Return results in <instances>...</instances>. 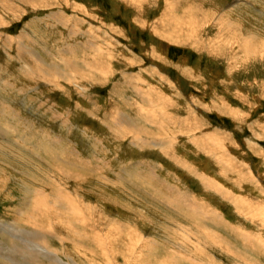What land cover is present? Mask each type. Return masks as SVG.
<instances>
[{
  "label": "rangeland",
  "instance_id": "374dc122",
  "mask_svg": "<svg viewBox=\"0 0 264 264\" xmlns=\"http://www.w3.org/2000/svg\"><path fill=\"white\" fill-rule=\"evenodd\" d=\"M38 1L43 5L41 8H36L29 0L12 1V5L20 10L19 16L14 17L13 23L9 17L6 18L11 24L10 27L0 26V38L4 37L0 39V43H3L6 35L11 39L6 46L0 44V89L3 91V94L0 93V107L2 104L4 107V111L2 107L0 109V118L7 116L0 119V129L6 134L5 140L11 151L19 152L20 157H16L21 158L23 162L18 163V160L11 159L7 154L8 157L0 162V171L9 181V189L5 187L3 194L11 195L13 199L16 196L15 201H11L0 194V222H8V225L15 227L11 222L14 221L15 209L21 207L23 212L18 215L19 221H15L18 224L16 231L5 232L0 229V238L5 243V250L4 245L0 247V264H55L49 255L47 258L41 257L40 253L35 255L37 262L35 259L27 261L28 258H33V251L30 255L21 253L25 242L23 237L17 235L22 227L28 231L36 230L28 217L36 212L34 192L39 185H43L44 180L53 187L60 185L62 191L68 192V196L72 190L77 191L83 187L77 192L87 203L96 204L99 210L103 209L104 215L128 222L132 226L141 223L139 227H142L153 242H157L163 233L160 227L150 229V222L142 223L139 213L152 221L161 222L169 217L186 226L192 223L204 224L243 249V243L237 239L239 233H249V236L261 238L264 243V230L258 227L264 217L258 214L254 219L250 217L252 214H248L250 209L257 211L259 206L264 210V58L246 61L233 55L229 48L218 52L212 46V50L207 49L206 43L201 46L200 42L193 44L192 40L187 42L186 39L181 41V46H172L160 37H154L148 25L158 17L161 18L160 10L165 9L164 1L161 0L150 2L153 5L150 9L147 5L134 7L133 0ZM185 1L193 7L201 6L211 16V13L223 12L219 23L226 20L241 27L249 25L250 28H246L247 33L264 40V0ZM2 12L1 9L0 13ZM45 17L49 20L45 21ZM216 18L217 15L214 19ZM135 20L137 23H134ZM210 26L203 33L205 38L213 39V27L216 24L211 22ZM72 28L74 34L68 36V31ZM17 35H22L24 43L47 63L57 65L69 58L82 60L78 51L79 55L75 54L74 58L70 56L75 47L80 46L83 51L92 46L93 50L96 42L98 45L104 42L114 43L110 51L113 59L107 58L105 54H98L99 57L104 56L103 58L110 61L114 69L113 75L95 84L65 81H60L59 85L45 83L43 79L29 75L27 71L23 72V62L30 64L32 60L28 54H22L21 50L19 52ZM102 47L105 49V46ZM263 49L264 45L254 48L255 51ZM59 55L66 58L59 60ZM127 61H133L135 64H129ZM242 62L245 64H241ZM151 72L154 76L148 74ZM156 75L162 80L161 86L157 83ZM129 79L132 81L131 87L141 86L142 91H132L130 85L126 87ZM42 80L44 82H41ZM2 81L8 85H3ZM35 84L37 88H34ZM132 94L135 96L134 105L126 106L124 101L117 102L119 96L132 102ZM158 95L162 97L159 99ZM157 105L158 110L164 109L171 117L173 115L176 122L173 129L169 124L164 131H161L160 126L156 129L152 127L155 125L151 122L154 119L158 121L157 124H163L161 114H156ZM116 108L121 110L116 112ZM231 109L237 114L244 113L245 118L243 116L238 120L230 113ZM144 110L153 113L154 116L149 117L152 120H147ZM122 111L128 113L131 118L139 117L144 126L154 129L159 136H142L154 140L161 139L164 146L157 149L140 141L133 144V136L139 133L119 124L117 115ZM171 129L172 133L169 131ZM210 134L219 135L221 141H210ZM220 142L224 143L225 150H222L224 147L220 146ZM221 150L228 156H219L223 154L220 153ZM224 157L231 162L227 163ZM239 169L240 172L237 171ZM225 172L229 174L226 175ZM54 173L56 175H53ZM67 173L83 175L80 179L76 178L79 180L70 181L66 178ZM12 177L16 178L17 183L13 182ZM211 182H220L222 187L214 190ZM19 183L22 189L27 188L30 192L28 197L31 200L26 196V208L22 205L24 201L19 193L13 192V188ZM221 189L231 191L248 205L229 202L226 195L221 193ZM253 211L251 212L254 213ZM37 217L42 220L44 214H37ZM210 217L215 219L211 220ZM74 225L89 234L92 228L96 227L92 221L91 229L83 223L75 222ZM167 233L170 236L175 235L170 230ZM54 235L44 237L52 250L58 251L57 254L51 253L67 264L71 259L81 262L69 242H62L59 235ZM245 239L247 243H254L253 240L246 237ZM83 242L93 248L90 239L87 238ZM34 243L31 240L29 249ZM248 252L252 255L251 252L254 251ZM250 257L256 260L255 256ZM260 259L264 263V258ZM102 261L106 263V260Z\"/></svg>",
  "mask_w": 264,
  "mask_h": 264
},
{
  "label": "bare ground",
  "instance_id": "6f19581e",
  "mask_svg": "<svg viewBox=\"0 0 264 264\" xmlns=\"http://www.w3.org/2000/svg\"><path fill=\"white\" fill-rule=\"evenodd\" d=\"M12 1H14V0H0V10L2 9V11H3L2 13H0V26L3 28L5 25L9 26V27L11 25L10 22L7 21L8 17L11 19V22L13 23L14 17L19 16L20 10L18 7H15L12 5ZM18 1H22V0H18ZM29 1H31L32 5H35L36 8L37 7L41 8L43 6L42 4L40 5V2L38 0H29ZM35 1H37V2H35ZM152 1L153 0H133L132 5L134 7H137V8H140L141 5L142 6L147 5L148 8L150 9L153 7L152 3L150 4V2H152ZM154 1H156V0H154ZM161 1L162 2L164 1V4H165V9L160 10L161 11V14H160L161 18L158 17V19L156 21H153V23L148 25L150 28V32L153 34L154 37L158 36L163 41L167 42L169 45H172V46H179V45L181 46V44L183 43L181 41L186 39V41L192 40L193 44L200 42L201 46L203 43H206L207 49H211L210 46H212L218 52H221L225 48H229L230 50L233 51V55H236L238 58L239 57L243 58L246 61H251V60L258 61V60H261L262 58H264V56H262L264 53V49L260 50V51L254 50L255 47H259L261 45H264V40H263V38L260 39L257 35L247 33L246 28H250L249 25L241 27L240 25H238L236 23H232V22H229L226 20L221 21L219 23V20H221L223 17V15H222V14H224L223 12H214V13H211L212 14V16H211L210 13H208L205 9H202L201 6L198 8L196 6L195 7L190 6L185 0H161ZM77 7L80 10H83L79 5H77ZM24 9H25V6H24ZM141 9H144V8H141ZM215 15H217L216 19H214ZM46 17H45V21H46V19H48ZM211 22H214L216 24V26L213 27V28H215L214 29L215 38H213V39L211 37H207V36H206L207 38H205V34L203 33L206 28L211 27L210 26ZM134 23H137V20H135ZM45 26H47V25H45ZM139 27H140V29H142V27L140 25H139ZM135 28H137V27H135ZM49 30H50V28H49ZM73 34H74V32H73V28H72L71 30L68 31L67 35L72 36ZM16 37H17V44L19 46L18 47L19 52L21 50L23 52V53L21 52L22 54H24V53L26 55L28 54L32 60V63L30 62V64H28V62H26V61L23 62V65H22L23 72L26 73V71H27L29 73V75L43 79L45 81V83L48 82L50 84L59 85L60 81H63V82L65 81V82H75V83L84 82V83H94L95 84V83L101 82L103 80V78H108L109 76L113 75L114 69H113L112 65L110 64V61L107 58L110 59L112 56L110 51L112 50L111 47L114 45V43L104 42V43H101V45H98L97 42H96V44L94 42L95 46L93 47V50H92V46L89 50L83 49V51L81 50L82 48H80V46L75 47L74 51H72L71 54L69 53L70 56L72 58H74L76 56L75 54H78L77 53V51H78L79 54L82 56V60L69 58V60H66L68 62L64 61L63 63H61V65H57V63L56 64L47 63L37 52L31 50L24 43V37L22 35H17ZM62 40H63V38H62ZM10 41H11L10 37L9 36L7 37V35H6L5 40L2 41L3 43H0V44L1 45L4 44L6 46L8 44V42H10ZM84 41H86V40L84 39ZM81 42H82V40H81ZM82 43L84 44V42H82ZM87 46L90 47V45H87ZM102 46H105V49ZM1 48L2 47L0 46V49ZM83 48H84V46H83ZM96 49H99V50L97 51ZM60 53H62V52H60ZM89 53H91V54L88 55ZM209 53L211 54V52H209ZM18 54H19V56H21L20 53H18ZM65 54H67V53H65ZM98 54H102V55L105 54L107 58H103L104 56L101 58L98 56ZM112 54H113V52H112ZM156 54H158V53H156ZM113 56H115V54ZM157 57H159V56H157ZM65 58H62V56L59 55V60H64ZM232 58H233V56H232ZM26 59L29 60L28 58H26ZM111 59H113V58H111ZM147 60H148V58H147ZM232 62L237 64V62H234V61H232ZM128 63L132 64L133 61H130ZM133 64H135V63H133ZM241 64L244 65L245 62H242ZM152 72H151V74L150 73H148V74L151 76H154L152 74ZM155 77H158V78H156L157 83L159 86H161L160 84H161L162 80L160 79V77L158 75H156ZM142 78H143V76H142ZM43 80L41 82H44ZM131 82L132 81H130V79H129L126 87L128 85H130L129 88H131L132 91L133 90L136 91V89H140V90L142 89L141 86H139V87H135V86L133 87L132 86L131 87V85H132ZM2 84L5 85L7 83L3 82ZM36 85L37 84L34 85L35 86L34 88H37ZM4 87L6 88V86H4ZM81 88L84 89V87H81ZM7 89H10V88H7ZM0 90H1L0 93H2L3 92L2 89H0ZM3 90H4V88H3ZM116 90L120 91L119 89H116ZM4 91H6V90H4ZM121 92H122V90H121ZM149 92H150V90H149ZM158 96H159V99L162 97L161 95H158ZM134 97H135L134 95H133V97H131L132 102H128L125 99V97L122 98L119 96L117 99V102H123L124 101L126 106H130V104L134 105L135 104V102L133 100ZM140 98H142V96ZM3 100L6 101L5 99H3ZM34 102H35V100H34ZM4 103H6V102H4ZM148 103L151 106L153 105L152 102H148ZM113 105H114V103H113ZM2 106H3V104L1 105V107ZM114 106H116V105H114ZM1 107H0V109H1ZM131 107H133V106H131ZM136 107H139V105L138 106L136 105ZM3 108L4 107H2V109ZM157 108H158V105L156 106L155 110ZM112 109H113V106H112ZM120 110L121 109L116 108V112H119ZM150 110H151V108H150ZM3 111H4V109H3ZM147 111H149V109ZM161 111H160V109L159 110L157 109L156 114H158V113L161 114L162 119H163L162 120L163 124H161V122H160V124H157L158 121H156L154 119L153 121H155V122H153V121H151V122L155 125H153V126L151 125V126L155 129L157 128V126H160L161 131H164L165 127L169 124V125H171V127L173 129L174 124L176 123L174 121L175 118L173 117V115L171 117L168 114V112H165L164 109H162ZM144 112L146 113L145 116H146L147 120L150 121L149 119L152 118L151 115H153V113H147L145 110H144ZM230 113L234 117H236L238 120H240L244 116V113H243V115H242V112H239V114H237V112L233 111V109L230 110ZM156 114H155V117L157 116ZM3 117H7V116L4 115ZM149 117H151V118H149ZM2 118H0V119H2ZM117 118H119V124L120 125L123 124L126 126V128L128 127L129 130H132L134 132L139 133L138 135L133 136V140L131 141L133 144H136V141H140L146 145H149L151 147L153 146L157 149H160L164 146L163 141L161 139L154 140V139H148V138H145L142 136L143 134L158 135V133L154 132L153 131L154 129H150L147 126H144L141 123V121L139 120L140 119L139 117H138L139 119L138 118L137 119L131 118V116L128 113H126L125 111H122L117 115ZM244 118H245V116H244ZM5 120H7V119H5ZM164 120H165V122H164ZM1 121L3 122V120H1ZM7 121H9V120H7ZM115 122H116V119H115ZM142 122H144V121H142ZM4 126H5V124H4ZM154 126H156V127H154ZM2 127H3V125H2ZM172 129L169 130L170 133L173 132ZM9 132H11V130ZM257 132L259 133V131H257ZM257 132L254 133V135L256 134V137L258 136ZM41 133H43V132H41ZM159 134L162 135L161 132H159ZM179 134H182V133H179ZM31 136H33V135H31ZM0 138L4 139V140L0 139V162L8 157V156H6V154H7L10 156L11 159H14V160L16 159V161L17 160L19 161L18 163L22 164L23 162L20 160L21 158L20 159L18 158V157H20V154L18 155L19 152L17 153V151H11V147H9V145H7L6 140H5L6 134L1 129H0ZM172 138H174V137H172ZM209 140L210 141L215 140L217 143L220 140V138H219V135L217 136L214 134H210ZM252 143H254V142H252ZM220 146L224 147V148H222V150H225V145L223 142H220ZM221 147H219V148H221ZM222 150L220 153H223V154H221L219 156H223V155L228 156V154H224V151H222ZM16 156H18V157H16ZM262 157L264 159V156H262ZM223 159L225 161H227V163L231 162L230 159H226L225 157ZM225 161H224V165H225ZM240 165H241V163H240ZM245 165H246V163L244 164V166ZM44 168H46V166ZM240 170L241 169H239L237 171L240 172ZM61 172L63 173V169ZM35 173H36V171H35ZM225 174L228 175L229 173L225 172ZM53 175H56V174L54 173ZM81 175H83V174L75 175V174L67 173L66 178H67V180L75 181V180H79L80 179L79 177ZM44 176H43V179H44ZM53 177H55V176H53ZM77 177L79 179H76ZM96 177H99V176H96ZM12 179H13V182L17 183L16 178L12 177ZM20 180L22 181V179H20ZM31 181L33 182V180H30V182ZM110 181H112V180H110ZM68 183H69V181H68ZM20 184L21 183L17 184L18 187L15 185V187L13 188V190H14L13 192L19 193L21 200L24 201L22 203V205L24 206V204H26L25 203L26 202V196L28 197L30 192L27 188H25L26 190L22 189L20 187ZM23 184L26 185L24 181H23ZM110 184H111V182H110ZM8 186H9V181H8L7 177L0 171V194H3V189H5V187H6V189H9ZM38 187L39 188L35 189L36 190L34 192L35 198L33 200L35 202L34 206L36 208L35 209L36 212L31 213V216L28 217V219L31 220L30 223L35 226L36 230L28 231V230H26V228L23 229V227H22L17 232V235L19 234L20 237H23L24 242H25L24 247L21 248L22 249L21 253L25 252V255H27V254L30 255V253L33 251L32 252L33 258L31 257V258H28V260H27L29 262L33 261L32 259H35V261L37 262L38 259L35 255L40 253V255H42L41 257L47 258V256L49 255L51 260H53L55 264H67V263H65L66 261L65 262L61 261L60 260L61 258L59 259L57 255L51 253V252H53V253L57 254L58 251L56 249H55L56 251L52 250V248L50 247L51 245L49 246L47 244V241L44 238L47 235H48V237H50V235L56 234V235H59L61 237L62 242L63 241L69 242L70 246H72V248H73L74 252L76 253V255L78 256V258L81 259V262H79V263H78V261L71 259V261L69 260L68 264H86V263H88V264H264L263 261L260 259L261 257L264 258V243L261 240V238H255L253 236H249L250 235L249 233H246V234H240L239 233L238 234L239 238H237V239L239 242L243 243V246L245 249L244 250L243 248H241L240 246H238L237 244L232 242L229 238H227L226 236H224L223 234H221L217 230H214L211 227L206 226L204 224L194 223V225H193V223H192V225L186 226V225L182 224L181 222L174 220V219H171L169 217L164 218L165 220H162L161 222L152 221L151 219L146 218L145 215H142L141 213H139V217L141 218L142 223L150 222V225H151L150 229H153V227H160V230L163 233L162 237H159L157 239V242H153L151 240V238L147 236L146 232L143 231L142 227L141 228L139 227V225H142L141 223H137L135 226H132V224H129L128 222H122L121 220H118L117 218H113V217H109V216L104 215L102 212L103 209L99 210L98 206L96 204L92 205V203H87L86 199L82 195H79L80 194L79 192H77V191L81 190L83 187L78 189L77 191L72 190L70 192L69 196H68V192L62 191L63 189L60 185H56L55 187H53L52 185L50 186L48 184V182L45 180H44L43 185H39ZM211 187L215 190V189H218L217 187H222V186H221L220 182H211ZM66 190H67V188H66ZM221 190H222L221 193H224L226 195V200H228L229 202L234 203L235 205H239V204L245 205L246 204L245 200L241 201L239 199L240 197L236 196L231 191H229L227 189H221ZM87 192L89 194V191H87ZM14 193H13V195H14ZM83 194H84V192H83ZM92 194L93 193H91V195ZM3 196L5 197V199L11 200V201H13L16 197L15 196L13 199V197H11V195L6 196L3 194ZM29 198L30 197H28V199ZM30 200H31V198L29 199V201ZM65 201H68L67 202L68 204ZM94 203H96V202H94ZM246 205H248V203ZM24 207L26 208V205ZM113 207H115V205ZM130 208H132V207H130ZM253 210H255V209H253ZM253 210L250 209L248 211V214H252V215H250V217L256 219L255 216L258 214H261L264 217V210H263L262 206H259L258 210L255 212ZM21 211H22L21 207L19 209L16 208L14 211L15 212V215H13L14 221L11 220V222L15 225V227L8 225V222L1 221L0 222V229L5 230V232L16 231V229H17L16 227L18 224L15 221H19L17 218H18V215L20 216V214L23 213ZM251 211H253L254 213H252ZM8 212H9V210H8ZM141 212H144V211H141ZM40 213L44 214V217L42 218V220L37 217V214H40ZM210 215H212V214H210ZM11 217H12V215H11ZM210 219L214 220L215 218L210 217ZM91 221L96 227H95V229L92 228L90 234L86 233L85 231H83L81 229H78L74 225L75 222L83 223L85 226L87 225V226H89V229H91V227H92V226H90ZM152 222L154 224H151ZM187 223H189V222H187ZM219 223H221V222H219ZM143 225H145V224H143ZM19 227H20V225H19ZM258 227L260 229H262V231H263L264 230V221H262ZM168 230L173 231V233H175V235H177V236H175V235L170 236L167 233ZM43 233L44 234L46 233V234L44 235ZM12 234H10V235H12ZM262 234H263V232H261V235ZM244 235L247 239L253 240L254 243H247ZM0 236H1V234H0ZM2 237H3V235H2ZM83 237H84V239H83ZM87 238L92 241L91 244H92L93 248L90 247L88 244L87 245L84 244L83 241H85V239H87ZM31 240H32V242L34 241L35 243L32 244L31 245L32 248L29 249V244L31 243ZM1 245L2 246L4 245V250H5V243L0 238V247H1ZM166 245H168V246H166ZM69 248H71V247H69ZM18 249L20 250V248H18ZM247 249L254 251V252H251L252 255H250V252H248ZM60 250H62V248ZM0 251H2V250H0ZM250 256H255L256 260H253ZM103 259L106 260V263H104L105 261L104 262L102 261ZM5 260H7V259L5 258Z\"/></svg>",
  "mask_w": 264,
  "mask_h": 264
}]
</instances>
